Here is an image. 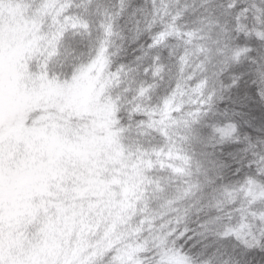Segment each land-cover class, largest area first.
Segmentation results:
<instances>
[{
	"label": "snow or ice",
	"instance_id": "snow-or-ice-1",
	"mask_svg": "<svg viewBox=\"0 0 264 264\" xmlns=\"http://www.w3.org/2000/svg\"><path fill=\"white\" fill-rule=\"evenodd\" d=\"M0 264H264V0H0Z\"/></svg>",
	"mask_w": 264,
	"mask_h": 264
}]
</instances>
